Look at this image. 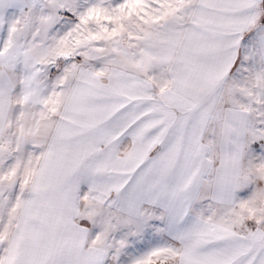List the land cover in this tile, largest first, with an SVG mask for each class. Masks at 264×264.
<instances>
[{"label":"snow or ice","instance_id":"obj_1","mask_svg":"<svg viewBox=\"0 0 264 264\" xmlns=\"http://www.w3.org/2000/svg\"><path fill=\"white\" fill-rule=\"evenodd\" d=\"M0 264H264V0H0Z\"/></svg>","mask_w":264,"mask_h":264}]
</instances>
